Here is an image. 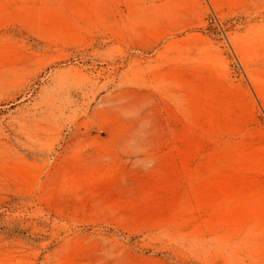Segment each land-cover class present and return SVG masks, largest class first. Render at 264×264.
<instances>
[{"label": "rangeland", "instance_id": "obj_1", "mask_svg": "<svg viewBox=\"0 0 264 264\" xmlns=\"http://www.w3.org/2000/svg\"><path fill=\"white\" fill-rule=\"evenodd\" d=\"M0 264H264V0H0Z\"/></svg>", "mask_w": 264, "mask_h": 264}]
</instances>
